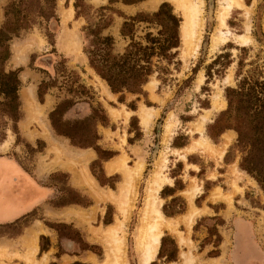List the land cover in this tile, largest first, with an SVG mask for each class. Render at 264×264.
<instances>
[{
  "label": "rangeland",
  "instance_id": "obj_1",
  "mask_svg": "<svg viewBox=\"0 0 264 264\" xmlns=\"http://www.w3.org/2000/svg\"><path fill=\"white\" fill-rule=\"evenodd\" d=\"M8 1L10 0H0V24L4 21V6ZM153 1L136 0L132 2V11L122 6L120 0L114 3H109L108 0H82L80 4L82 5L81 10L84 13L88 12V16H92L93 21H97L100 7L109 6L120 12L118 14L110 10L104 11L111 17V23L102 30V34L111 35L114 40L113 51L121 53L128 43V38L120 34V26L124 17L133 16L137 12L151 13L158 8L160 3L167 2L171 5L173 13L180 17L181 25L183 12L176 10L171 0H158L154 7ZM199 1L202 8L201 30L198 47L194 53L188 54V46L181 39L179 25L180 44L171 50L173 58L170 61L160 58L153 59L154 71L148 79V82L153 84V88L146 87L148 83L146 82L143 86L145 94L125 93L123 101H119L120 94L111 92L107 84L109 95L102 91L99 80L95 79V75L99 76L88 65L87 56L83 51L88 38L82 30V27L87 25V19L84 14L75 15V0H56V17L53 18L48 17L50 4L45 0H19L25 12H32L29 17L31 16L33 24L29 30L10 41V58L5 68L20 69L18 73L22 83L18 90L20 99V89L26 83L33 81L36 91L42 83L45 91L43 100L50 97L52 101V108L47 113L48 121L50 111L58 103L65 101L69 106L63 107V112L54 115L56 125L60 129L71 132L77 138H89L96 130L109 148L118 151L120 157L125 158V165L128 169H132L133 172L137 165L141 166V171L134 183L135 190L131 205L125 218L119 210L116 197H109V195L106 200H102L103 198L99 199L92 194L98 203H102L101 206L96 205L90 213L78 211L80 215L76 217L89 225V234L87 238L85 236L86 241L98 245L93 247L94 252L85 251L94 254L96 259L90 257L89 263L81 261L82 263L103 264L107 259V254L113 258L110 238L103 236V230L112 223L119 224V221H123L121 224L123 233L120 231L117 236L121 237L123 234L122 237L125 240L124 263H139L134 243L135 230L149 185L147 183H150L154 171H160V177L165 180L161 189L156 193L157 199L161 200L160 210L165 215L162 206L168 204L167 210L178 211L172 216H165L179 221L177 229L184 237H189V242L186 246L180 245L177 235L165 229L162 236L172 238L176 244L175 258L167 260L164 253L158 256L159 243L155 258L152 260L153 264H184L182 252L193 258L192 264H264V191L254 178L238 166L242 154L233 147L237 136L235 130H225L216 136L218 125L213 124L219 117V113L226 108L225 88L234 86L236 83L235 72L239 56L244 57V69L248 68L247 63L254 59H257L264 69V0H240L243 8H232L225 20L226 26L222 27L223 34L213 48L211 45L214 29H216L215 16L218 1ZM69 7L73 10L72 17L63 23L62 12ZM246 23L249 25L248 34L251 40L246 45H239L233 38L234 35L246 32ZM71 29L78 34L80 54L68 52L61 46L60 37L66 35L65 31L68 32ZM146 31L155 32L156 27L140 23L135 35L142 36ZM24 40L27 42L22 47ZM15 48L19 50L16 52L19 58L15 57L12 60V52L14 55ZM242 48L245 50L243 51ZM225 53L228 57L227 55L218 57ZM77 55H80L81 59L78 60ZM22 72L28 74L27 79L29 80L21 78ZM216 95L222 98L224 106L213 109V100ZM97 104L104 109L110 126L103 127L91 118V107L95 108ZM132 105L135 106L134 110L130 107ZM108 108L116 110L115 117L109 114ZM142 109H145L148 114L154 111L150 115L147 128L141 122ZM21 110L23 111L22 101ZM208 110H210L209 114L206 113ZM100 114L98 110L97 115ZM206 115L208 117L202 123V116ZM30 121L28 127L39 133L32 128V123L36 121ZM19 122L17 123L19 135L13 132L10 122L5 126L3 131L6 135L0 141V155L16 159L31 171L33 159L40 153L35 152L38 143L30 144L25 139ZM35 125L40 129L37 124ZM165 125H169L171 129L170 139L166 144L163 142ZM20 126L22 128L21 124ZM225 134H229V141L223 137ZM5 141L8 145L3 149L2 144ZM206 141L212 144L210 145L213 150H219L226 144L222 157H218L215 152L210 153L204 150L201 144ZM174 143L182 144V146L177 147ZM49 154L53 155L51 160H57L65 166H75L79 173L81 162L78 160L65 155L62 151H51ZM49 154L43 159H47ZM161 154L164 158L160 162L159 169L156 165L158 166ZM6 167H8L7 162L0 161V177L4 173L3 169L7 170ZM98 168L97 165L95 167L97 173H99ZM113 171L119 172L118 177L122 179L118 184H122L124 179L122 171L119 169ZM52 179L62 180L63 175L56 174ZM116 179L113 177L112 181L110 180V183H114V188L116 185L117 188L119 186L116 181L114 182ZM178 186L181 188H177ZM163 187L166 189L162 191ZM173 190L172 195L165 196V193ZM217 190L224 195L229 194L231 201L228 203L220 198L215 199L212 193ZM187 192L193 195L191 203L185 195ZM76 197L73 196V198ZM172 197L177 198V201L169 204ZM192 207L197 214L188 231L182 220ZM95 211L100 212L98 220L94 219L90 224ZM106 211V218L111 219L109 224L103 223ZM212 216L219 218L211 219ZM25 221L6 226L0 225V239L7 235H17ZM73 230L66 228L62 233L69 235L78 243L82 236L78 231ZM216 231L221 239L217 247L218 254L209 253L214 252L217 239L215 235H210V232ZM2 242L0 240V246ZM73 244L72 251L68 253L70 257L62 262L54 260L56 264H71L81 260L79 256H75H81L80 249L75 242ZM164 249L165 253L166 250L170 251L171 245L168 241Z\"/></svg>",
  "mask_w": 264,
  "mask_h": 264
},
{
  "label": "trees",
  "instance_id": "obj_2",
  "mask_svg": "<svg viewBox=\"0 0 264 264\" xmlns=\"http://www.w3.org/2000/svg\"><path fill=\"white\" fill-rule=\"evenodd\" d=\"M45 1L50 4L48 17H56V0ZM81 1L75 0L74 8L76 16L84 14L87 19V25L83 26L82 30L85 32V37L88 38L87 45L83 49L87 56L88 65L106 82L111 92L120 94L119 101H123L125 93L145 94L146 92L143 90V86L148 82L150 75L154 71L153 59L160 58L170 61L173 58L171 50L177 48L180 44V17L173 13L171 5L167 2L160 3L158 8L151 13L137 12L133 16L124 17L120 26V34L124 38H128V43L123 52L115 53L113 51V37L102 34V30L111 23V17L104 11L110 10L118 14L120 12L109 6H103L98 9L97 21H93L91 20L92 16H88V12L84 13L81 10ZM117 1L108 0L109 3ZM120 1L125 4H130L136 0ZM30 13L32 14V12L24 11V7L22 3H19V0H10L4 6V21L0 24V141L5 138L6 134L3 130L9 122L11 123L13 132L19 135L17 123L23 117L21 99L18 93L22 85L18 75L20 69H6L5 66L10 58V41L15 37H19L32 27L33 23L31 16L29 17ZM140 23H145L149 26L152 25L156 27V31H146L142 36H136V28ZM242 50L244 51L245 49L242 48ZM221 56L228 57V54L218 55V57ZM247 64L249 67L244 69V57L240 55L237 60L235 72L236 83L234 86H227L225 88L224 96L227 105L219 113V117L216 118L213 124L215 126L218 125L216 136L225 130H235L237 136L233 147L242 154L238 166L254 178L264 191V69L257 62V59L250 60ZM44 93L45 91L41 83L36 91L39 102L43 101ZM66 103L65 101L58 103L49 113V121L54 133L67 138L69 144L73 147L94 149L97 153V158L89 163V169L100 186H109L111 189H114V183H110V180L112 181L113 177H116L117 179L114 182L119 181L118 174L105 176L102 169V162L115 155L116 151L105 148L100 144L101 136L97 134L96 130L93 131V134L89 138H77L71 132L60 129L56 125L54 115L63 112L62 109L69 106ZM130 107L132 110L135 109L134 105ZM98 110L101 113L100 115H97ZM91 112V118L94 122L99 123L103 127L110 126L108 116L100 104H97L95 108L91 107ZM128 141H130L129 138ZM36 142L38 143V147L35 152H41L44 148V142L40 139H37ZM175 146L180 147L182 144L176 143ZM97 165L99 166V173L95 171ZM56 174L63 175L62 180L56 179L62 191L56 200L57 205L74 203L86 207L92 204L89 196L80 195L74 188L65 186L64 182L67 174L56 172L53 176ZM177 188H181V186ZM164 189L166 187L162 191ZM173 192L174 190L165 193V196L172 195ZM73 196L77 197L73 198ZM176 201L177 198L172 197L169 204H174ZM168 206V204H163L162 206V211L165 215L172 216L178 212L176 210H167ZM107 207L109 208V205ZM106 215L107 211L103 223L109 224L111 223V219L106 218ZM210 218L218 219L219 217L214 216ZM54 228L59 235L67 238L71 242L73 239L69 235L63 234L62 231H65L66 228L78 231L82 239L78 240V243L74 240L73 242L78 245L80 254L85 251L94 252L93 247L98 246L88 243L85 239V234L73 225L59 223L55 224ZM210 235L217 237L216 242L220 238L217 231L210 232ZM167 241L170 243L171 249L170 251L166 250L165 253L164 248ZM39 245L40 251L47 249L49 245L48 238L41 236ZM176 252L177 248L173 239L162 236L158 256H162L164 253L167 260H173ZM60 253L57 252L56 256L58 257ZM209 253L215 252L211 251ZM153 263L154 261L150 264ZM50 264L56 263L51 262ZM71 264L87 263L74 261Z\"/></svg>",
  "mask_w": 264,
  "mask_h": 264
},
{
  "label": "crops",
  "instance_id": "obj_3",
  "mask_svg": "<svg viewBox=\"0 0 264 264\" xmlns=\"http://www.w3.org/2000/svg\"><path fill=\"white\" fill-rule=\"evenodd\" d=\"M120 4L125 6L126 9H130V11H132L133 3L125 4L120 2ZM72 14L73 10L71 15ZM26 42L27 41L24 40L21 46L23 47ZM25 47H27V45ZM28 77V74L22 72L21 78L23 80H29L27 79ZM27 88H30V97H24L21 93ZM107 94L109 95V89ZM20 95L23 109V117L19 122L20 130L30 144H34L37 139L42 140L44 142V148L43 151L35 156L31 171L23 167L16 159L0 155V161L7 162L8 166L6 167V171L3 169L4 173L0 177V225L16 224L28 219L25 223H23L22 228L17 235H7L6 237L0 239L3 241L0 246V264H50L51 262H54V260H60L62 262L70 257L68 253L72 251L74 244L67 238L59 235L57 230L54 228V225L59 223L73 225L74 227L79 228L87 238L89 234V225L87 222H83L76 216L80 215L79 212H92V209H94L96 205L99 207L101 206L102 203H98L92 194L96 195L99 199L103 198L102 200H106L109 195L108 192L110 191V193L116 195L117 192L115 193V191L118 188L117 185L114 189L100 186L96 178L91 173L89 163L97 158V153L94 149L73 147L69 144V141L66 138L58 136L52 131L47 118V113L52 108V105L46 108L41 122L35 120L34 117H27L25 111L26 102H34L37 107H41L46 104L47 100V97L46 100L44 99L42 102L37 100L36 85L33 81L26 83V85L20 89ZM30 120L36 121L32 123V128L39 131V133H36V131L28 127V124L31 123ZM41 123L43 126H40ZM20 124H23L22 128ZM35 124H37L40 129H38ZM22 129H24L25 132ZM100 144L106 148L109 146L103 139L100 140ZM108 149L112 150V148L109 147ZM51 151H62L65 155L71 156L81 162L79 173L75 166H65L58 163L57 160H51L53 159V155L49 154ZM48 154L49 157L47 159H43ZM119 154L120 153L116 151L115 155L102 162V169L105 176L119 174L117 171H106V165L114 159L116 160L117 157H120ZM56 172L67 174L64 182L65 186L74 188L80 193V195L89 196L92 200V204L86 207L74 203L57 205L56 200L61 195L62 191L56 180L52 179L53 174ZM121 179H119L116 184H118ZM80 180L82 183H80ZM99 214L100 212H94V218L91 220L90 224H92L94 219L98 220ZM186 214L183 216L182 221L187 227V223L185 221ZM166 218L173 219V217ZM175 221H177V224L179 223L178 220ZM192 224L189 229L187 227L188 231L190 230ZM176 230L177 234L173 231L170 232L176 234L177 236H181L186 241V244H183L186 246L189 242V237H184L178 229ZM41 236L47 237L49 241L47 249L43 251H40L39 245ZM57 252H61L58 257L56 256ZM75 256H79L81 258V260L79 259L80 262L83 261L89 263L91 261L90 257H94L96 259L94 254L86 252L82 253L81 256Z\"/></svg>",
  "mask_w": 264,
  "mask_h": 264
},
{
  "label": "bare ground",
  "instance_id": "obj_4",
  "mask_svg": "<svg viewBox=\"0 0 264 264\" xmlns=\"http://www.w3.org/2000/svg\"><path fill=\"white\" fill-rule=\"evenodd\" d=\"M158 0L153 1V7L156 5ZM175 9L180 10L183 12V20L180 25V36L183 41V43L188 46V54L191 55L194 53L196 48L198 47V37H199V31L201 30V3L199 0H171ZM218 1V8L216 11V29L213 39H212V45L213 48L217 42L220 40L222 36V27L225 25V20L228 18L230 11L234 7L243 8V4L240 0H217ZM72 8L69 7L64 12H62V22H67L71 17ZM246 32L244 34L234 35V41H236L239 45H246L250 40L251 37L248 34L249 31V25L246 23ZM70 29V28H69ZM66 35H63V37H60L61 46L64 47V49L68 52H74L79 53V37L77 32L73 31L72 29L68 32L65 31ZM72 46V47H71ZM72 48V49H71ZM19 50L15 48V54L12 57L13 58H19L18 55H16V52ZM186 52V51H185ZM78 56V60L81 59L80 55ZM77 60V59H76ZM229 78V77H228ZM227 78V79H228ZM95 79L99 80V86L101 87L102 91L107 94L108 87L106 83L101 80L99 77L95 75ZM199 82V81H198ZM146 87H149L150 89L153 88V84L151 82H148ZM24 97H30L31 92L30 88L25 89L21 92ZM213 109L220 108L224 106V102L222 98H220L219 95H216L213 100ZM52 101L51 99H47L46 104L44 106H38L32 103L26 102V115L27 117H34L35 120L38 122L42 120L44 117V113L47 107L51 105ZM24 105V107H25ZM153 110V109H152ZM151 110V111H152ZM150 111V112H151ZM154 112V111H153ZM152 112V113H153ZM210 110H208L206 113L209 114ZM109 113L111 116H116V110L113 108H109ZM148 114L145 109H142L140 112L141 122L144 127H148L150 123V115ZM156 113V112H155ZM208 116H202V123ZM40 124V123H39ZM23 125V124H22ZM40 126H43L41 123ZM165 132L163 137V142L166 144L167 141L170 139V126L165 125ZM170 134V135H169ZM223 137H225L226 141H229V134H225ZM209 142V141H208ZM207 141L203 144V149L206 151H209L210 153L215 152V154L218 157H221L224 154V147L226 144H224L219 150H213L211 147V143H208ZM211 144V145H210ZM8 145V142L5 141L2 144V148L5 149ZM201 147V146H200ZM212 151V152H211ZM163 159V155L160 156V161L158 163V166L156 165V168L160 167V162ZM125 158L116 159L106 165V170L108 172H112L115 169H119L122 171V174L124 176L122 184L118 186L117 194L114 195L112 193H109V197L113 196L116 197V201L119 207V210L121 211L122 215H124V218L127 215L128 208L130 207V203L132 200V196L135 190V180L138 177L141 166L137 165L136 169H128L125 165ZM160 169V168H159ZM83 170V168H82ZM160 171H154V175L151 178L150 183L147 186L146 194L144 198V202L142 205V208L140 210V216H139V222L136 227V233H135V249L138 253L139 263L138 264H148L150 261H152L155 258L160 238L163 234V231L167 229L168 231H173L177 234V221L166 218L161 210H160V204L161 200L157 199L156 193L161 188V186L164 184V179H162L159 175ZM86 173V172H85ZM134 173V175H133ZM83 174V172H82ZM90 185V184H89ZM238 188V187H237ZM96 192V189H95ZM186 192V191H185ZM190 192V191H189ZM185 193L187 195L188 201L191 203L193 199V195L191 193ZM212 196L217 199L221 198L223 200H226L228 203L231 201V196L222 194L219 190L212 193ZM100 197V196H99ZM197 214L196 210L193 209V207L190 209V211L187 212L185 221L187 223V227L189 229L190 225L194 222V217ZM123 221H119V224H110L106 226V228L103 230L104 237L110 238L109 243L111 244V252H113V258L107 254V259L105 260V263L103 264H125L124 263V238L122 236L118 237L117 234L119 231L123 233V229L121 227ZM180 245L186 244V241L181 237L177 236ZM103 239V238H102ZM107 241V240H106ZM109 246V245H108ZM109 248V247H108ZM112 254V253H111ZM183 263L184 264H192L193 258H190L189 256L185 255L183 252Z\"/></svg>",
  "mask_w": 264,
  "mask_h": 264
},
{
  "label": "flooded vegetation",
  "instance_id": "obj_5",
  "mask_svg": "<svg viewBox=\"0 0 264 264\" xmlns=\"http://www.w3.org/2000/svg\"><path fill=\"white\" fill-rule=\"evenodd\" d=\"M212 217H213V216H212ZM221 222L223 223L222 219H221ZM222 223H221V224H222ZM9 225H12V224H9ZM3 226H6V225H3ZM217 233H218V232H217ZM219 237H220V235H219ZM210 238H211V236H210ZM220 241H221V239L219 238V240L216 242L215 250H214L215 254H218V249H217V247H218Z\"/></svg>",
  "mask_w": 264,
  "mask_h": 264
}]
</instances>
